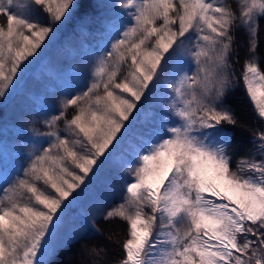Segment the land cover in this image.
<instances>
[{"label": "snow or ice", "instance_id": "snow-or-ice-1", "mask_svg": "<svg viewBox=\"0 0 264 264\" xmlns=\"http://www.w3.org/2000/svg\"><path fill=\"white\" fill-rule=\"evenodd\" d=\"M72 5L0 0L6 19L0 98L16 89ZM115 6L118 26L95 57L90 80L65 93L59 108L48 111V130L36 133L47 146L33 145L27 166L0 181V264H53L45 257L58 251L51 244L56 222L121 151L128 172L119 183L123 202L97 209L105 220L127 222L118 264H264V66L258 63L264 0H237L235 8L228 0H118ZM24 9L35 19L21 15ZM241 37L248 59L237 75ZM122 65L127 72L118 78ZM241 83L261 127L252 132L253 150L233 170L227 147L240 121L226 97ZM154 93L163 106L133 136L135 113ZM88 229L99 231L95 223ZM90 253L106 254L98 245Z\"/></svg>", "mask_w": 264, "mask_h": 264}, {"label": "rangeland", "instance_id": "rangeland-1", "mask_svg": "<svg viewBox=\"0 0 264 264\" xmlns=\"http://www.w3.org/2000/svg\"><path fill=\"white\" fill-rule=\"evenodd\" d=\"M94 1L95 13L106 14L100 17V22L95 24L102 26L104 38L93 45L84 40V36L81 37L80 34L77 35V40L71 39L74 38L73 25L77 21L76 0H73V5L69 9L70 14L56 30L55 35L45 39L41 46L42 51L38 50V57L28 65L16 89L6 99L0 98V181H10L19 174L23 166H27V156L32 151L33 145L47 146L46 141L36 136V133L48 130L43 124L44 117L50 116L48 111L52 106L57 105L58 109L60 102L65 98V93L73 90L84 77L90 80L95 57L109 46L110 38L115 34V28L118 26L116 24L118 10L115 6L118 0ZM228 3L233 4L234 8L237 6V0H228ZM20 14L35 19V16H31L27 9L21 10ZM5 22V17L0 16V26H3ZM64 38L65 40L58 47L59 41ZM237 46L242 49L245 62L248 59V53L242 37L238 39ZM126 72L127 66L122 65L118 78H122ZM166 75L167 73H164L161 79H164ZM155 97L158 99H154ZM155 100H158L161 105L164 102L159 93H154L148 101L144 102V106ZM26 105H32L38 111L43 109L41 124H38L37 117L33 116L29 120L27 114L19 112L20 107H26ZM72 114L69 110L68 117L71 118ZM62 123L63 121L58 122V128ZM114 157L101 165L85 192L64 209L62 219L56 222V227L53 229L52 249L62 242L93 232L88 229V225L92 224L96 217L103 216V213L97 211L98 208L103 207L104 211H107L123 202L118 189L120 180L126 178L128 172L124 165L125 160L120 161ZM41 187L43 188V185ZM114 190H116L115 196ZM51 254L52 250L45 259Z\"/></svg>", "mask_w": 264, "mask_h": 264}, {"label": "trees", "instance_id": "trees-1", "mask_svg": "<svg viewBox=\"0 0 264 264\" xmlns=\"http://www.w3.org/2000/svg\"><path fill=\"white\" fill-rule=\"evenodd\" d=\"M94 7V0H76L75 13L77 21L74 22V38L71 39L77 40V35L80 34L81 37L84 36V40L89 41V43L93 45L104 38L105 33L101 30L102 26H96L95 24L100 22V17L106 14H96ZM79 19H81V21H78ZM92 23L94 25H92ZM261 26L264 27V21H261ZM64 40L65 38L59 41L58 47H60ZM237 52L239 63L234 65L233 70L239 75L243 68L244 54L239 46H237ZM258 57V63L264 66V33H261L260 36ZM154 99L158 98L155 97ZM226 103L234 110L237 119L240 121V125L235 129H232L230 125L227 126L229 129H232L230 132L232 139L227 147V151L232 158V168L236 170L238 161L244 157L247 152L253 150L251 143L253 140L252 132L258 130L261 124L254 113V106L250 103L242 83L226 97ZM162 106L163 104L161 105L158 100H155L151 103H147L140 113H135L137 120L133 122L132 135L135 136L142 129L145 122L151 120V116L155 109ZM19 112L27 114L29 120L32 119L33 116L37 117L38 124H41V120H43V109L38 111L33 108L32 105L20 107ZM49 115H51V113H49ZM46 118L47 116L44 117L43 120L44 125ZM59 130L62 135H67L64 123L59 126ZM129 142H131V140L127 141L126 144ZM254 154L257 156L259 155L258 153ZM113 156H115L114 158L120 159V161L125 160L124 151L118 152ZM93 223H95L96 228L99 229L98 232L93 231L88 234L79 235L72 240L60 243L55 247V249H58L57 253L55 255L51 254L46 260L53 261V264H101L102 261L107 262V264H118L122 255L119 242L127 238V222L120 217H114L111 221H108L105 220L103 216H98L94 219ZM97 245L104 249L105 255L98 257L90 253V249Z\"/></svg>", "mask_w": 264, "mask_h": 264}]
</instances>
